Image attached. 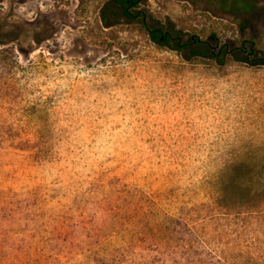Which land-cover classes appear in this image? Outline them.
Here are the masks:
<instances>
[{
    "label": "rangeland",
    "instance_id": "374dc122",
    "mask_svg": "<svg viewBox=\"0 0 264 264\" xmlns=\"http://www.w3.org/2000/svg\"><path fill=\"white\" fill-rule=\"evenodd\" d=\"M259 5L0 0V264H264Z\"/></svg>",
    "mask_w": 264,
    "mask_h": 264
},
{
    "label": "trees",
    "instance_id": "16d2710c",
    "mask_svg": "<svg viewBox=\"0 0 264 264\" xmlns=\"http://www.w3.org/2000/svg\"><path fill=\"white\" fill-rule=\"evenodd\" d=\"M115 1L117 11L122 17L131 21H138L141 25L147 26L145 23L146 15L137 10L139 0ZM215 2L221 10L238 16L240 14L257 11L260 6L259 4L264 3V0H215ZM103 21L106 22V19H103ZM244 24L245 23H241L243 27ZM145 28L150 40L158 46L172 47L175 51L189 52L193 56L207 55V52L205 51L207 44L201 42L197 37L184 40L181 33L174 29H166L161 26H151Z\"/></svg>",
    "mask_w": 264,
    "mask_h": 264
}]
</instances>
